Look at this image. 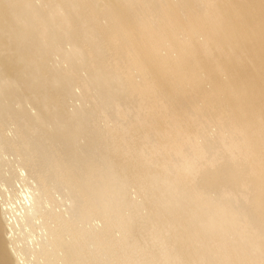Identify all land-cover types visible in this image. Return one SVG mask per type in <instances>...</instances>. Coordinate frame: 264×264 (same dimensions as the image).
Wrapping results in <instances>:
<instances>
[{
  "label": "bare ground",
  "instance_id": "6f19581e",
  "mask_svg": "<svg viewBox=\"0 0 264 264\" xmlns=\"http://www.w3.org/2000/svg\"><path fill=\"white\" fill-rule=\"evenodd\" d=\"M0 264H264V0H0Z\"/></svg>",
  "mask_w": 264,
  "mask_h": 264
}]
</instances>
